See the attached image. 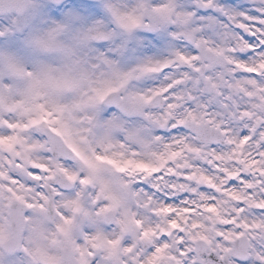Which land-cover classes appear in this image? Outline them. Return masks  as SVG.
Here are the masks:
<instances>
[{
  "label": "clouds",
  "instance_id": "1",
  "mask_svg": "<svg viewBox=\"0 0 264 264\" xmlns=\"http://www.w3.org/2000/svg\"><path fill=\"white\" fill-rule=\"evenodd\" d=\"M0 264H264V0H0Z\"/></svg>",
  "mask_w": 264,
  "mask_h": 264
}]
</instances>
